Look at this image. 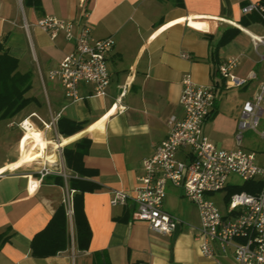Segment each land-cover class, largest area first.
I'll return each mask as SVG.
<instances>
[{
    "label": "crops",
    "instance_id": "obj_1",
    "mask_svg": "<svg viewBox=\"0 0 264 264\" xmlns=\"http://www.w3.org/2000/svg\"><path fill=\"white\" fill-rule=\"evenodd\" d=\"M250 2L259 0H181L178 5L175 0H85L82 6L78 0H39L37 6H25L23 0H0V42L17 59L19 72H31L26 95L33 98L12 117L0 119V264H212L199 253L193 238L198 212L187 198L191 210L182 208L181 187L167 184L163 201L165 211L185 217L171 234L151 231L134 219V202L112 206L110 198L112 191L131 190L138 184L141 162L166 136L169 116H181L182 77L188 74L193 83L209 85L217 65L230 57L237 60L233 70L237 77L249 73L255 77L242 86L222 88L212 115L202 126L217 147L237 146L239 110L264 77L260 46L255 49L252 42L253 36H264V20L240 24L251 13L244 14L241 7ZM43 16L86 22L93 37L112 38L104 96H95L91 84L80 82V99L74 102L64 95L58 81L47 78L48 71L72 51L73 40L62 32L50 36L40 29L36 21ZM228 27L240 32L213 54ZM60 116L83 127L70 137L63 136L56 126ZM23 120L32 126L26 125L25 133L19 127ZM52 120L54 125L45 126ZM61 137L64 145L53 151L51 141ZM81 138L89 140L83 163L96 171L89 179L100 185L83 194L91 232L88 246L77 247L72 218L67 217L65 248L34 257L32 237L72 194L66 179L75 174L66 167L62 149ZM41 139L48 141L47 154L44 161L33 160L28 156L42 147L35 142ZM249 143L242 135L241 148L260 152ZM185 152L180 149L176 155L186 159ZM42 165H61L64 185L56 182L57 172L39 178ZM3 236L6 239L1 242ZM214 246L220 264H231L230 251L223 255Z\"/></svg>",
    "mask_w": 264,
    "mask_h": 264
},
{
    "label": "built area",
    "instance_id": "obj_2",
    "mask_svg": "<svg viewBox=\"0 0 264 264\" xmlns=\"http://www.w3.org/2000/svg\"><path fill=\"white\" fill-rule=\"evenodd\" d=\"M84 2L78 0L81 6ZM241 11L262 15L263 8L257 2H250L244 4ZM36 25L50 36L62 32L66 39L73 40L72 51L48 71L47 78L58 81L64 95L74 102L80 99L77 90L80 82L91 84L95 96H104L109 83L106 60L113 49L112 38H95L86 22L71 19L43 16L36 21ZM252 42L255 49L264 47V36L252 37ZM182 56L187 57L186 54ZM258 56L264 63V52H258ZM236 64L237 60L233 57L220 62L209 85L193 83L188 74L182 77L178 98L181 116H169L166 136L154 144L152 154L141 162L142 174L138 184L131 190L112 191L110 204L125 205L130 200L136 206L134 219L144 222L151 231L171 234L181 221L163 209V201L167 184L181 187L184 196L198 212L199 225L193 238L200 255L211 260L212 264H220L214 246L216 243L223 255L230 251L231 264H264V130H258L264 112V77L253 96L241 105L235 148L217 147L204 134L202 126L212 115L222 88L239 87L255 77L254 73L237 77L233 72ZM25 122L19 123L24 133L26 125L32 127L30 122ZM50 125H54L53 120L45 126ZM247 129L261 138L263 146L259 153L240 147L242 133ZM180 149L186 150V159L177 157ZM37 172L39 178L55 172L65 177L61 165H42ZM233 176L240 182L231 183ZM244 182L252 183V192H228L229 188ZM220 191L223 192L222 209L210 198ZM63 203L70 219L71 195Z\"/></svg>",
    "mask_w": 264,
    "mask_h": 264
},
{
    "label": "trees",
    "instance_id": "obj_3",
    "mask_svg": "<svg viewBox=\"0 0 264 264\" xmlns=\"http://www.w3.org/2000/svg\"><path fill=\"white\" fill-rule=\"evenodd\" d=\"M175 1L177 5L181 4V0ZM23 3L25 6H37L39 4V0H23ZM258 3L263 8L261 13L262 15L257 12H251L246 19L241 20L240 24L242 26H246L250 21H263L264 0H259ZM239 32V29L236 27H228L224 29L217 44L215 45L213 54L219 46L230 42ZM17 64V59L9 54L8 50L4 47L1 41L0 119L12 117L33 100L32 97L26 95L27 91L31 87V72H19L17 70ZM56 126L59 134L68 136L81 129L83 127V123L75 122L67 117L60 116L57 119ZM88 145L89 140L81 138L72 146H65L62 149L66 167L71 169L75 174L66 179V185L68 189L72 191L71 218L74 227L75 241L79 249L87 248L91 235L88 225L89 223H87L83 210V194L100 188L98 183L89 179L95 175L96 171L86 167L83 163V155H85ZM55 180L57 183L64 185L62 176H56ZM234 191L252 192V183L244 182L228 189L229 193ZM65 210V204L61 202L55 209L47 224L41 230L39 229V231L32 237L30 248L31 254L34 257L40 258V256L46 257L53 255L65 248L67 244V215ZM5 239L6 237L3 236L1 238V242Z\"/></svg>",
    "mask_w": 264,
    "mask_h": 264
},
{
    "label": "rangeland",
    "instance_id": "obj_4",
    "mask_svg": "<svg viewBox=\"0 0 264 264\" xmlns=\"http://www.w3.org/2000/svg\"><path fill=\"white\" fill-rule=\"evenodd\" d=\"M258 50H259V52L260 51L264 52V47H260ZM258 130H264V112H263V115L260 118V123H259V126H258ZM242 135H243V139L245 141L250 142L252 145H256V149H259V151L262 150L263 144L258 139L259 136L253 130L247 129V130H245L243 132ZM254 140H255V142H254ZM230 182L231 183H239L240 179L235 177V176H233V177L230 178ZM182 191L183 190L178 189V192L180 194H183V196H180L181 206H183L182 208L185 209V211L186 210L190 211L191 210V204L186 200V197L184 196V192H182ZM222 195H223V192L220 191V192L213 193L211 195V197H210L212 200H214L216 202V204L221 209H222V199H221ZM175 217L178 218L180 221H183V222L185 220V217H183L181 214L178 215V213H176Z\"/></svg>",
    "mask_w": 264,
    "mask_h": 264
},
{
    "label": "bare ground",
    "instance_id": "obj_5",
    "mask_svg": "<svg viewBox=\"0 0 264 264\" xmlns=\"http://www.w3.org/2000/svg\"><path fill=\"white\" fill-rule=\"evenodd\" d=\"M254 37V36H253ZM35 142L37 143H41L42 147L39 149L34 150L31 154H29V158L33 159V160H41V158L44 157V154H47V148H48V141L45 139H41V140H36ZM51 145L53 148V151L56 148H59L61 145H64V140L63 138H59L58 141H51ZM26 162V160H24ZM44 161V160H43Z\"/></svg>",
    "mask_w": 264,
    "mask_h": 264
}]
</instances>
